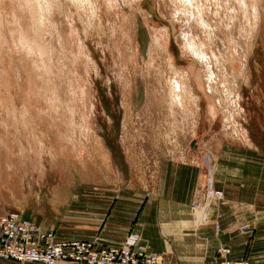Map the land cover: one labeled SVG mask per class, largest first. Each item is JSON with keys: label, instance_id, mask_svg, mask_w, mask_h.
<instances>
[{"label": "rangeland", "instance_id": "374dc122", "mask_svg": "<svg viewBox=\"0 0 264 264\" xmlns=\"http://www.w3.org/2000/svg\"><path fill=\"white\" fill-rule=\"evenodd\" d=\"M187 162L264 216V0H0V214L80 229Z\"/></svg>", "mask_w": 264, "mask_h": 264}, {"label": "crops", "instance_id": "0c3cea01", "mask_svg": "<svg viewBox=\"0 0 264 264\" xmlns=\"http://www.w3.org/2000/svg\"><path fill=\"white\" fill-rule=\"evenodd\" d=\"M226 144L225 154H220L222 151L219 149L215 154L218 159L226 158L227 179L232 178L234 181L237 173L235 142L228 139ZM187 163L189 164L183 165V176H179V181L167 179L166 174L174 170L159 169L158 172L161 173L159 180L146 187L145 192H117L118 194L108 200L107 207L98 219L81 224L80 229L61 226L53 228L43 221L30 218L23 212H16L37 224L40 231L52 229L56 240L80 239L90 241L94 246H117L130 242L134 249L158 252L163 264H190L198 260H214L219 257L217 247L220 245L230 249L226 254L227 257L252 256L264 262V216L251 218L248 213L251 212L252 204L244 196L235 198L224 194L207 206H193L194 202L203 199L204 181L201 169L198 170V166L192 165V162ZM194 163L197 165L198 161L195 160ZM239 169L244 171L242 167ZM217 186L225 189L224 185ZM120 189L124 188L120 187ZM2 214L4 212L0 216ZM199 219L207 221L205 227L197 226L196 221ZM214 221L219 222L217 233L214 231ZM190 222L196 225L192 227L193 230L187 229V225L192 226L188 224ZM245 222L254 225L250 236L240 229V225ZM198 234H205L206 240L200 239ZM0 264L42 263L0 258Z\"/></svg>", "mask_w": 264, "mask_h": 264}, {"label": "built area", "instance_id": "2783aa9c", "mask_svg": "<svg viewBox=\"0 0 264 264\" xmlns=\"http://www.w3.org/2000/svg\"><path fill=\"white\" fill-rule=\"evenodd\" d=\"M220 198L219 190H207ZM199 202H194L198 204ZM0 258L42 264L73 262L75 264H163L158 252L134 249L130 242L117 246H94L80 239L56 240L52 229L39 230L37 224L19 212L9 211L0 216ZM195 264H255L249 259H221Z\"/></svg>", "mask_w": 264, "mask_h": 264}, {"label": "bare ground", "instance_id": "6f19581e", "mask_svg": "<svg viewBox=\"0 0 264 264\" xmlns=\"http://www.w3.org/2000/svg\"><path fill=\"white\" fill-rule=\"evenodd\" d=\"M174 25V24H173ZM193 44V45H192ZM188 47H189V49H190V51L191 52H193L194 54H197V53H199V52H201V50L200 49H197L196 48V46L194 45V43L193 42H189L188 43ZM169 51V50H168ZM167 51V52H168ZM168 54H170V53H168ZM171 57V56H170ZM172 58V57H171ZM190 69H191V71H193L192 69H193V66L192 67H190ZM195 69V68H194ZM201 94H204V91H202L201 92ZM206 94V93H205ZM206 96V95H205ZM208 96H206V98H207ZM210 115H213V112H212V110H209V116ZM212 185V184H211ZM212 188V187H211ZM214 199H217V197H215V196H212V195H209V194H205L204 196H203V200L200 202V203H198L197 205L195 204V206H197V207H204V206H207V205H209V203L211 202V201H213Z\"/></svg>", "mask_w": 264, "mask_h": 264}]
</instances>
